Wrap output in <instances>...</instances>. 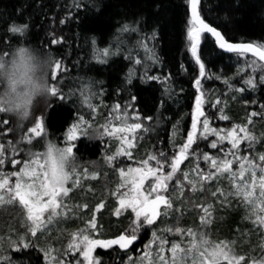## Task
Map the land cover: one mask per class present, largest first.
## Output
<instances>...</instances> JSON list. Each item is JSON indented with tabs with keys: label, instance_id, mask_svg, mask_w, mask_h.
Listing matches in <instances>:
<instances>
[{
	"label": "snow or ice",
	"instance_id": "obj_1",
	"mask_svg": "<svg viewBox=\"0 0 264 264\" xmlns=\"http://www.w3.org/2000/svg\"><path fill=\"white\" fill-rule=\"evenodd\" d=\"M239 2L240 0H236L237 5ZM89 3L99 11L94 0H89ZM186 3L187 52L199 69L198 76L194 77L191 84L195 89V100L191 110V127L187 130L186 139L179 144L176 142L181 128V121L178 120L173 124L169 138L171 154L166 149H160L148 154L146 159L135 160L133 151L161 122L159 116L156 117L155 125L145 122L153 121V117L142 116L136 110L135 95H130V99L123 104L111 105L105 122L98 128H94L92 122L81 113L64 133L62 151L68 156H77L74 151L77 148L76 142L80 137H87L93 128L96 129L95 138L102 143L107 139L104 161L108 168L118 174L115 189L109 190L117 205L113 214L122 217L129 213V226L111 238L104 237L102 226L95 214L106 206L101 202L92 216L83 222L84 226L70 233V239L62 252L51 245L42 246L39 243L40 237L49 233L52 225L67 220L70 213L78 218L76 207H88L87 204L70 206L66 201L70 193L81 187L82 178L96 180L99 172L89 175L85 168L82 177L80 165L72 171H66L62 166L53 167L50 160L45 159L44 152L39 150L40 141L44 139L45 121L42 115H35L34 126L27 127V131L19 139H15V142L9 139L7 144L0 142V206L18 205L22 211L21 227L25 229L15 239L11 234L7 239L0 236V264H27L17 261L10 253L30 248L37 252L36 264H41V260L42 264H103L99 256L95 255L97 250L116 251L117 248L122 257L121 264H264V239L259 243L260 255H255V249L240 254L236 240L217 241L210 238L208 229L214 222L215 212L211 203L205 201L194 204L200 212L199 226H179L184 208L174 207L175 203L179 200L181 205L185 202L193 204L192 197L208 193L221 207L230 206L233 199L237 200L246 210L245 219L249 220L257 233L264 234V152L256 151V145L264 142V134L258 137L253 130L254 118L259 117L264 121V103L259 105L258 110L247 115L246 123H232L231 127L224 128L212 126L215 118L221 121L230 120V116L226 114L227 95L232 94V99L236 100V93L247 95L249 92L259 91L260 86L264 85V37L258 41L230 42L227 33L219 25L212 26L202 17L201 0H186ZM79 6L77 3L76 7ZM232 10L235 11V8ZM224 18L228 19L227 16ZM60 23L63 25L65 20L62 19ZM29 27L28 23H13L8 32L23 37ZM140 31L141 29L127 23L117 29L120 34ZM156 37L157 32L153 30L150 36L136 41L135 47L142 49L144 53L142 59H134L133 48H127L125 58L134 59V63L129 68L126 79L131 85L137 74L136 66L142 65L141 82L157 81L163 85L164 94L170 96L173 92L169 83L171 78L149 75L151 67L160 63L155 46L150 47L147 43ZM210 40H214V47L210 52L220 50L219 55L236 56L238 67L235 75L242 79V87H236L232 83L233 77H228L223 72L214 74L207 67L203 55L204 46ZM51 42L61 43L56 39ZM123 43L118 38L115 50L112 46L101 49L97 47L93 37L92 57L97 63L106 64L112 56L120 53ZM61 70L67 72L66 67L62 69L61 61L56 60L51 70L50 95L53 100L59 97L62 103L66 97L55 83ZM213 79L220 80L227 89L223 98L218 96L212 104V108L217 110L216 113L206 111L207 97L212 90L206 89L205 82ZM83 83L84 91L81 96L91 110L92 120H95L98 105L93 101L99 100L103 105L104 91L96 90L97 84H103V81L89 79ZM245 103L256 104L258 100L254 98L251 101L246 100ZM9 124V119H3L0 127H7ZM14 131L12 127H7L8 134H13ZM4 134L0 131V136ZM211 137L215 139L210 140ZM112 142L117 144L114 151H111ZM202 143L204 148H201ZM205 148L216 150V154L210 155ZM190 158L195 160L194 167L182 170L181 165ZM201 159L206 167H201ZM129 161H133L135 166L129 164ZM8 163L13 168L10 172L5 171ZM225 179L230 185L229 190L219 186ZM213 184L217 185L215 190H212ZM186 188L190 196L186 195ZM174 213L177 214L175 225L156 227L159 221L167 220ZM149 229L151 238L138 250L135 257L130 255L137 242L143 239L142 234Z\"/></svg>",
	"mask_w": 264,
	"mask_h": 264
},
{
	"label": "trees",
	"instance_id": "obj_2",
	"mask_svg": "<svg viewBox=\"0 0 264 264\" xmlns=\"http://www.w3.org/2000/svg\"><path fill=\"white\" fill-rule=\"evenodd\" d=\"M94 2L99 6L98 12L95 7L90 5L89 0H0V52H7L17 44H31L41 51L51 53L54 61H61L62 69L67 68V72L62 70L58 72L59 78L55 82L66 99L61 103L59 97H56L55 100L51 97L50 105L37 108L33 117L22 127H17L16 122L6 114H0V125H2L3 119H9L10 124L7 127H12L15 130L13 134H8L7 127H0V131L5 133L0 136V142L7 144L9 139H13L15 142V139H19L20 135L27 131V127L34 126L35 115H42L45 121L44 137L53 138L63 146L64 133L71 127L79 114H85L86 119L92 122L93 127L98 128L105 122L111 105L114 103L123 104L125 100L130 99V95H135L137 97L136 110L140 111L142 116L153 117V121L145 122L155 125L157 116L160 117L161 122L155 131L150 133L133 151L134 159H146L148 154L153 151L158 152L160 149H166L171 154L169 138L172 135L173 124L178 120L181 121L180 134L176 137L178 144L186 139L187 130L191 127V110L195 100V89L191 87V84L194 77L199 74L198 66L195 65L190 53L187 52L186 0H94ZM77 3L80 5L79 7H76ZM201 3L203 6L202 17L212 26L219 25L227 33V38L230 41H258L264 37V0H240L239 5L236 4V0H201ZM232 8H235V11ZM86 12L88 15H85ZM225 16L228 19H225ZM62 19L65 20L63 25L60 23ZM13 23H28L30 27L25 35L20 37L19 34L8 32L9 26ZM125 23L137 27L141 31L139 33H118L117 29ZM153 30L157 32V37L155 40H148L147 43L150 47L155 46L160 63L151 67L149 75L161 78L170 77L169 83L173 90L170 96L164 94L163 85L157 81L141 82L142 65L136 66L137 74L131 85L126 79L129 68L133 67L134 59H142L144 56L142 49L135 47L136 41L150 36ZM93 37L97 47L101 49L112 46L115 50L118 38L124 43L121 44L119 54L112 56L106 64H99L92 57ZM52 39L61 41V43L53 44ZM213 47L214 40H210L204 46L203 59L206 61L207 67L214 74L223 72L226 76L233 77L232 83L236 87H242V79L235 75L238 67L236 56L219 55L220 50L210 52ZM127 48H133V60L125 58ZM258 78L259 74H257ZM89 79L103 81V84H97L96 90L99 92L103 89V105L109 106L106 108L100 104L99 100H94L93 103L98 105V114L95 120H92L91 110L84 102V97L81 96V92L84 91L83 82ZM49 81L51 84V71ZM205 87L212 90L207 97L206 111L216 113L217 110L212 108V104L218 96L223 98V94L227 92L226 86L220 80L213 79L206 81ZM235 95L237 96L236 100L232 99V94L226 97L228 105L226 114L230 116V120L221 121L215 118L212 121L213 127L224 128L231 127L232 123H246L247 115L258 110L259 105L264 103V85L260 86V90L257 92H249L247 95L236 93ZM254 98L258 100V103H245L246 100L251 101ZM253 130L258 137L264 134V121H261L259 117L254 118ZM211 139H215V137H211ZM76 143L77 148L74 151L82 177L84 169L87 168L89 175L99 172V178L96 180H83L82 178L81 187L70 193L66 201L70 206L88 205L87 208H75L78 218H74L70 213L67 220L52 225L50 232L40 237L39 243L42 246L51 245L61 252L70 239V233L83 227V222L92 216L96 206L101 202L106 206L95 214L99 225L102 226L104 237L111 238L122 232L129 226L131 220L129 213H125L122 217L113 214L117 205L109 190L115 189L118 183V174L108 168L104 161L107 139L102 143L97 138L80 137ZM116 146V142H112L111 151H114ZM40 148H43L42 140ZM201 148H204L203 143ZM204 150L208 151L210 155L216 154V150L210 148ZM256 151L264 152V142L256 145ZM128 163L135 166L133 161ZM200 164L201 167H206L202 159ZM194 165L195 160L190 158L181 165V169L187 170ZM12 170V165L6 164L5 171ZM12 179L14 181V178ZM216 186L213 184L212 190H215ZM219 186L225 190L230 189L226 179L222 180ZM185 193L190 196L187 188ZM176 195L178 196L179 193ZM192 199L193 204L185 202L181 205L178 200L174 205L176 208L182 206L184 208V215L179 226L183 228L199 226L200 212L194 207V204L206 201L213 204L215 209L214 222L208 229L210 238L217 241L236 240L237 251L240 254L255 249L254 254L260 255L259 243L261 239H264V234L257 233L249 220L245 219L246 210L242 204L233 199L230 206L221 207L216 199L208 193L198 194ZM176 215L174 213L167 220L159 221L156 227L175 225ZM21 218L22 211L18 205L0 206V236L7 239L11 234L15 239L18 234H23L25 229L21 227ZM142 235L143 239L137 242L135 249L129 253L134 257L151 238V230L149 229ZM119 252L118 248L116 251L98 249L95 255L99 256L103 264H121L122 257ZM10 254L17 261L27 262V264H36L38 259L34 248Z\"/></svg>",
	"mask_w": 264,
	"mask_h": 264
},
{
	"label": "clouds",
	"instance_id": "obj_3",
	"mask_svg": "<svg viewBox=\"0 0 264 264\" xmlns=\"http://www.w3.org/2000/svg\"><path fill=\"white\" fill-rule=\"evenodd\" d=\"M54 62L51 53L26 43L0 52V114H6L17 127H22L37 108L49 106V74ZM95 135L93 128L86 138L93 139ZM42 146L45 159H49L53 167L62 166L72 171L79 166L77 156H68L55 139L45 136Z\"/></svg>",
	"mask_w": 264,
	"mask_h": 264
},
{
	"label": "rangeland",
	"instance_id": "obj_4",
	"mask_svg": "<svg viewBox=\"0 0 264 264\" xmlns=\"http://www.w3.org/2000/svg\"><path fill=\"white\" fill-rule=\"evenodd\" d=\"M39 150L43 151V148H40Z\"/></svg>",
	"mask_w": 264,
	"mask_h": 264
},
{
	"label": "water",
	"instance_id": "obj_5",
	"mask_svg": "<svg viewBox=\"0 0 264 264\" xmlns=\"http://www.w3.org/2000/svg\"><path fill=\"white\" fill-rule=\"evenodd\" d=\"M210 35V34H209ZM230 42H238V41H230Z\"/></svg>",
	"mask_w": 264,
	"mask_h": 264
}]
</instances>
